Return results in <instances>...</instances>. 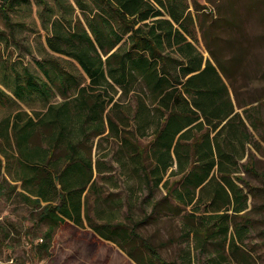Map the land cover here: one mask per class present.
Listing matches in <instances>:
<instances>
[{
	"label": "trees",
	"instance_id": "1",
	"mask_svg": "<svg viewBox=\"0 0 264 264\" xmlns=\"http://www.w3.org/2000/svg\"><path fill=\"white\" fill-rule=\"evenodd\" d=\"M14 1L0 4L7 22ZM57 5L62 17L74 14L77 23L48 18L46 43L53 56L35 62L40 75L27 68L15 74L12 93L18 101L32 95L49 101L57 93L60 101L43 112L16 111L0 120L5 171L0 193L21 190L14 196L18 203L48 227L41 247L47 248L56 228L83 229L84 221L94 236L119 240L122 250L123 241L135 236L139 223L131 215V196L127 204L110 201L108 212L100 208L98 180L108 172L104 142L114 147L109 151L115 164L139 184V191L130 188L133 199L147 191L141 205L153 190L164 192L165 200L190 208L196 228L187 234L202 237L203 246L210 240L232 247L242 243L253 209L250 197L264 196V172L253 153L260 108L236 106L231 70L208 46L209 58L197 47L201 9L192 4L189 11L187 0H59ZM7 100L10 95L0 88V106ZM140 140L148 141L141 146ZM92 195L99 225L89 215ZM123 206L132 223L128 232L118 221ZM235 218L244 224L232 227ZM141 246L157 264H177L163 260L146 240Z\"/></svg>",
	"mask_w": 264,
	"mask_h": 264
},
{
	"label": "rangeland",
	"instance_id": "2",
	"mask_svg": "<svg viewBox=\"0 0 264 264\" xmlns=\"http://www.w3.org/2000/svg\"><path fill=\"white\" fill-rule=\"evenodd\" d=\"M58 1L16 0L10 7L9 22L0 12V88L11 97V100L0 106V120L16 111H24L29 115L33 112H43L49 103L60 101L57 93L49 101L37 95L18 101L12 93L15 74L22 73L23 69L27 68L40 75L35 62L44 59L47 54L53 56L46 43L50 34L49 22L54 18H66L72 19L73 24L77 23L74 14L69 13L67 17H62L63 9L57 5ZM190 1L201 9L203 14L202 19L197 21L199 25L202 20V30L195 28L196 45L205 58H209L206 50L208 46L215 57L231 70L234 79L230 91L236 106L249 104L246 108H253L259 104V118L262 123H259L260 131L255 135L256 148L253 153L257 169L264 172V0L238 1L237 5H248L249 8L236 12L233 24L237 25L238 29L225 28L220 22L219 13H203L204 0ZM223 1L225 0H219V4L222 5ZM2 2L3 0H0V4ZM61 2L63 4V0ZM207 3L212 6L215 2L207 0ZM48 6L51 7V13ZM48 18L50 21H47ZM231 60L234 63H231ZM237 110L242 111L239 108ZM147 141L140 140L139 144L145 145ZM112 148L114 147H109L106 142L102 145V150L105 151H101V155L107 156L103 162L107 164L108 172L102 175L104 185L98 180L102 201L100 208L108 212L110 201L122 199L127 204L131 196L134 201L131 215L133 220L139 223L134 229L136 237L131 235L127 241H123L122 250L118 246L119 240L115 243L94 236L84 221L83 229L68 224L56 228L47 248H42L43 241L40 237L48 227L45 223L37 224L33 216L35 212L18 203L14 196L21 190L17 188L9 196H2L0 193V264H157L142 248L141 239L155 247L166 262L264 264V196L250 197V209H253L246 215L247 234L242 243L238 242L237 247H232L222 245L218 240H210L203 246L202 237L195 233L187 234V229L196 228L194 219L189 217L190 208L184 209L172 199L165 200L164 192L158 190H153L148 204L141 205L148 195L147 191L137 192L136 198L133 199L135 192L130 188L135 190L137 187L139 191V184L136 185L135 180L127 177V171L115 164L114 153L109 151ZM4 177L5 171L1 168L0 188ZM251 181L255 185H261ZM114 182L118 186L117 189L113 187ZM4 187L9 189L6 184ZM94 199L92 195L89 201V215L93 224L99 225L102 223L95 215L97 207L94 206ZM157 203L160 204L156 207ZM126 213L127 209L123 206L118 221L128 232L132 223L125 219ZM184 215L188 216L185 220ZM232 221V227L239 228L240 224H244L239 218ZM128 252L133 255L132 258L127 256Z\"/></svg>",
	"mask_w": 264,
	"mask_h": 264
},
{
	"label": "crops",
	"instance_id": "3",
	"mask_svg": "<svg viewBox=\"0 0 264 264\" xmlns=\"http://www.w3.org/2000/svg\"><path fill=\"white\" fill-rule=\"evenodd\" d=\"M189 4V11H192V2L190 0H187ZM205 1V7H203V13H219L221 23L224 25L225 28L228 29H238L237 25L233 24L235 23L234 18L237 15L236 12H239L241 10L246 11L248 8V5L239 6L237 5L238 1L241 0H225L223 1V4H219V0H212L214 5H209L207 3V0ZM231 31V30H230Z\"/></svg>",
	"mask_w": 264,
	"mask_h": 264
}]
</instances>
